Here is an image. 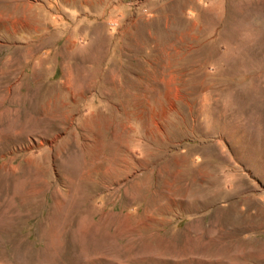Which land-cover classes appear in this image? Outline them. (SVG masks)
Masks as SVG:
<instances>
[{
    "label": "rangeland",
    "instance_id": "1",
    "mask_svg": "<svg viewBox=\"0 0 264 264\" xmlns=\"http://www.w3.org/2000/svg\"><path fill=\"white\" fill-rule=\"evenodd\" d=\"M219 263L264 264V0H0V264Z\"/></svg>",
    "mask_w": 264,
    "mask_h": 264
},
{
    "label": "bare ground",
    "instance_id": "2",
    "mask_svg": "<svg viewBox=\"0 0 264 264\" xmlns=\"http://www.w3.org/2000/svg\"><path fill=\"white\" fill-rule=\"evenodd\" d=\"M67 206H68V205H67ZM67 206H66V207H67ZM58 208H59V207H58ZM106 214H107V213H106ZM102 221H103V220H102ZM101 225H102V224H101ZM54 227H55V226H54ZM102 230H103V229H102ZM129 239H130V238H129ZM54 240H55V239H54ZM49 247H50V246H49ZM219 264H220V263H219Z\"/></svg>",
    "mask_w": 264,
    "mask_h": 264
}]
</instances>
